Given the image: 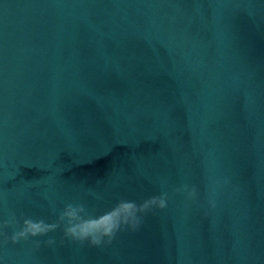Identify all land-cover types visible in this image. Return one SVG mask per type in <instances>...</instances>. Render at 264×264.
<instances>
[{
    "label": "water",
    "instance_id": "1",
    "mask_svg": "<svg viewBox=\"0 0 264 264\" xmlns=\"http://www.w3.org/2000/svg\"><path fill=\"white\" fill-rule=\"evenodd\" d=\"M162 191L110 244L0 236V264H264V0H0V221Z\"/></svg>",
    "mask_w": 264,
    "mask_h": 264
},
{
    "label": "clouds",
    "instance_id": "2",
    "mask_svg": "<svg viewBox=\"0 0 264 264\" xmlns=\"http://www.w3.org/2000/svg\"><path fill=\"white\" fill-rule=\"evenodd\" d=\"M174 192L186 193L189 200L197 197L196 187L186 183L175 188ZM169 198V192L162 191L139 203L135 200L120 199L99 214L91 212L82 202H67L58 211L55 220L51 222L43 218L24 216L18 219L13 212L9 214L8 219L0 221V236L4 237L5 243L9 240L16 243L20 240H28L30 237L46 236L50 232L61 229L64 236L73 241L82 244L86 241L89 246L99 247L110 244L122 230H138L143 217L154 209L166 208ZM212 203L214 205V201ZM53 212L56 213L57 210L53 208ZM8 227L15 229L10 236L4 232V229ZM33 243L39 247L41 241L35 240ZM44 243L51 245L55 243V240L49 238Z\"/></svg>",
    "mask_w": 264,
    "mask_h": 264
}]
</instances>
